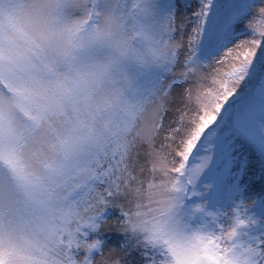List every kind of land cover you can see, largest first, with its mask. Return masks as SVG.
Listing matches in <instances>:
<instances>
[{"label":"snow or ice","instance_id":"1","mask_svg":"<svg viewBox=\"0 0 264 264\" xmlns=\"http://www.w3.org/2000/svg\"><path fill=\"white\" fill-rule=\"evenodd\" d=\"M178 6L0 0V264H94L111 216L127 264H264V199L244 205L257 174L239 147L264 158V78L237 100L264 48V7L200 0L178 22ZM241 26L250 47L198 88L184 127L187 112L169 109L188 105L169 97L223 65Z\"/></svg>","mask_w":264,"mask_h":264},{"label":"rangeland","instance_id":"2","mask_svg":"<svg viewBox=\"0 0 264 264\" xmlns=\"http://www.w3.org/2000/svg\"><path fill=\"white\" fill-rule=\"evenodd\" d=\"M235 2H243V0H214V3L216 4H225V3H235ZM254 3L256 5V9L260 7H264V0H254ZM178 22L179 17L187 16L190 21H194L195 17L193 16V10H198L200 6V0H178ZM254 9V11L256 10ZM251 18V16L249 17ZM244 23H247V20L244 21ZM193 24L187 23V26L185 28L184 34H183V45L184 48H187L188 39L191 35ZM177 39L180 38V33H176ZM253 37L250 34V32L247 29H244L242 26L238 28L235 32V35L232 38V42L227 43L225 52H227V49H232L231 53H228L225 57V63L223 65L216 63L215 60L211 62V64L207 67H205L202 70L201 75L203 76V83L199 86L197 83L193 81H189V83L185 84L183 88L178 90H173L171 96L169 97V100L171 101H183V103H186L188 107L185 109L183 106L180 108L179 111H177L175 108H170V112H174L177 116L180 115L181 111L187 112V117L184 120V127H187V122L192 118V115L197 107L196 103V95L198 88L200 91H203L205 88L209 87L211 85V79L213 77H217V69H219V75H222L224 72L229 71L233 64L235 63L234 57L236 56L237 52H242L245 48L250 47L248 44H241L242 41H249ZM240 44V48H237L236 45ZM225 53H220L219 56H217V59H220L221 56H224ZM181 59H183V55L181 56ZM255 64L253 67L252 75L249 77V80L244 84L243 88L241 89V93L238 96L237 100L238 102L240 100H246L250 98V94H247L249 92V88L253 85L254 79L253 75L255 76V71L259 70L261 65L264 67V48L257 49V57L255 58ZM264 77V76H262ZM186 89L191 90V96L192 100L187 101L184 99V96L181 95ZM171 123V121L168 119V117H165L164 124L165 128L167 130L168 124ZM184 129L182 128L181 131ZM164 141V136L161 135L156 140V147L159 148L160 144ZM241 152L247 156L252 158V164H253V171L256 172L257 182L254 184H251V186L246 188V191L244 193V205L252 209L254 207V202H258L261 199H264V184L260 183L258 181L259 176L261 174H264V158L261 157L259 151L255 148L254 145H252L250 142H245V140H241L239 144ZM175 156L174 150H171V154L169 155L168 159L169 161H172ZM141 161L144 162V157H141ZM144 177L151 176V173L149 171H145L143 173ZM159 179V177H157ZM245 183H248L247 178H245ZM111 230V232L105 237L107 240V243L104 247V250L101 254H97L94 258V264H115L116 261H120L121 264H127L128 257L126 252L117 246L118 238H117V231L121 230L120 223L117 221L116 216H111L103 225L102 231L108 232ZM120 243H123L121 240ZM78 259H82V255L77 257Z\"/></svg>","mask_w":264,"mask_h":264},{"label":"trees","instance_id":"3","mask_svg":"<svg viewBox=\"0 0 264 264\" xmlns=\"http://www.w3.org/2000/svg\"><path fill=\"white\" fill-rule=\"evenodd\" d=\"M255 72H256L255 76L253 75L254 83L249 88V92L247 93V94H250V97L252 95L253 89L255 88L257 82L260 81L262 78H264V77H262V76H264V67H262V65H261L260 69L256 70Z\"/></svg>","mask_w":264,"mask_h":264}]
</instances>
